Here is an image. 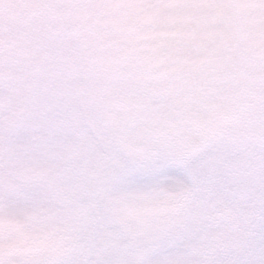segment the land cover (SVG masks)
I'll return each instance as SVG.
<instances>
[{
	"label": "snow or ice",
	"instance_id": "obj_1",
	"mask_svg": "<svg viewBox=\"0 0 264 264\" xmlns=\"http://www.w3.org/2000/svg\"><path fill=\"white\" fill-rule=\"evenodd\" d=\"M0 264H264V0H0Z\"/></svg>",
	"mask_w": 264,
	"mask_h": 264
}]
</instances>
